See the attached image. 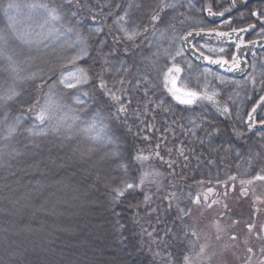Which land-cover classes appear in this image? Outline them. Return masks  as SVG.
I'll return each instance as SVG.
<instances>
[{
	"label": "trees",
	"instance_id": "obj_1",
	"mask_svg": "<svg viewBox=\"0 0 264 264\" xmlns=\"http://www.w3.org/2000/svg\"><path fill=\"white\" fill-rule=\"evenodd\" d=\"M124 1L43 0L63 14L61 21L47 22L41 10L27 7L41 0H11L20 5L17 16L9 10L16 17L13 31L3 10L10 0H0V89L14 85L19 91L0 108V150L11 153L0 162V264H180L191 235L177 198L232 173L264 168V132L250 133L240 118L227 114L175 107L157 80H141L149 69L137 62V43L124 41L115 22ZM191 1L192 15L179 24L202 18L201 0ZM43 25L49 30L38 28ZM24 26L32 27L27 32ZM77 33L83 44L75 43ZM8 56L19 63L21 76L32 78L14 81ZM76 67L89 76L81 87L89 93L88 107L72 105L78 119L68 121L70 128L31 135L28 129L38 122L29 109L43 103L50 86L59 97L75 92L58 81L62 71ZM101 79L123 96L125 113H117L98 88ZM258 82L264 84V76ZM66 112L54 111L53 122ZM97 112L104 129L93 140L83 128ZM17 117L16 134L4 139L6 125ZM141 153L151 156L143 166L135 159ZM237 155L256 164L243 165ZM148 170L160 173L156 182L146 180L113 202L114 188L125 179L139 183ZM244 214L236 219L263 225L262 206L251 219Z\"/></svg>",
	"mask_w": 264,
	"mask_h": 264
},
{
	"label": "rangeland",
	"instance_id": "obj_2",
	"mask_svg": "<svg viewBox=\"0 0 264 264\" xmlns=\"http://www.w3.org/2000/svg\"><path fill=\"white\" fill-rule=\"evenodd\" d=\"M202 1L201 13H204L208 7L214 9L213 0ZM224 2L223 0L216 1L215 6L223 7L220 12L228 15L231 8L227 6V1ZM172 3L176 4L175 8L165 7ZM129 5L132 7L130 8ZM191 5H193L191 0H125L120 15H123L125 11L129 12V28L137 31L138 34L133 40H128L116 23L117 29L124 41L137 43L139 47L137 55L140 56L136 60L149 69L139 75L141 80L145 81L147 78L152 82L157 80V84L161 86V93H164L165 98H168L175 107L197 108L206 113L212 111L223 113L224 116L227 114L229 118L232 116L240 118L244 125L249 111L264 95V84L258 82L264 76L262 67L264 61L258 59L251 61L249 76L241 82L194 65L183 51L182 37L188 31L201 30V28L205 30L206 28L197 19L183 20L179 24L182 16L192 12ZM185 7L188 9H183ZM16 12V9L12 10L14 16H17ZM154 15L158 17L155 21L152 19ZM44 17L46 19L45 14ZM171 17L173 21L175 20V24L171 23ZM229 26L230 23H226L221 28ZM30 27L24 26L23 31L28 32ZM38 28L42 31L49 30L45 25ZM214 31H218V28ZM196 48L202 49L213 57L223 56L231 62V57L228 55L232 54L230 50L224 49V53H221L219 51L221 48L217 47L196 45ZM209 48L216 51L209 53L207 51ZM177 49H182L183 56L176 57V61H173L168 54H174ZM177 61L183 69L177 78L176 88L180 90L177 95H181L184 91L203 92L207 86L209 90L216 89L219 93L217 97L219 106L198 102L196 106L188 107L172 98L167 88L164 87V72L167 67ZM225 106L229 109L228 112H223ZM257 121H264V110L259 113ZM247 156L237 155L241 164L253 167V158ZM261 166L264 167V161ZM213 183L215 182L198 186L193 191H187L183 197L176 200L178 201L176 204L178 214L185 221V225L187 224V233L191 235V241L188 240L183 248L184 253L181 255L180 264H264V223L253 225L250 221L236 219L237 215L244 213L251 219L252 215L261 209V206L264 209V168L254 172L239 171L237 175L232 173L221 183ZM215 191L220 195L226 192V195L216 197L212 194ZM197 198H199L198 203ZM257 219L259 220L258 217Z\"/></svg>",
	"mask_w": 264,
	"mask_h": 264
},
{
	"label": "snow or ice",
	"instance_id": "obj_3",
	"mask_svg": "<svg viewBox=\"0 0 264 264\" xmlns=\"http://www.w3.org/2000/svg\"><path fill=\"white\" fill-rule=\"evenodd\" d=\"M236 0H233V6L235 5ZM27 7L30 10H42L43 13L46 16V20L48 22H59L63 18L62 12L59 10V8L55 6H49L48 3L43 2H36L27 5ZM131 8L132 5H129ZM165 7L168 8H175L176 4H168L165 5ZM20 8V5L14 2H10L7 4V6L3 9L5 16L8 18L9 22V28H11L13 31H15V23H16V17L11 15V12L9 10L16 9L18 10ZM207 13L209 16H215L220 15L223 16V12H213L211 7L207 8ZM253 16L260 17L261 13L258 12H252ZM129 19L130 15L128 11H125L123 15H120L116 18V23L119 25L120 30L125 33V37L128 40H133L136 35L138 34L137 31L131 30L129 28ZM152 19L155 21L158 19L157 16H153ZM230 22V21H229ZM261 24L264 25V20L261 21ZM251 27H255V25H252ZM250 29L242 28L239 29V32H247ZM73 29L71 27L66 29V32L71 33ZM96 31H99V29H96ZM201 31L204 32V29L201 28ZM234 33H237L236 29L232 30ZM205 35L208 37H225L228 36V33L225 32H219L209 29L207 32H205ZM192 36V33H187L186 36L182 37V40L184 43H188V37ZM5 40V34L0 33V42ZM25 43H31V41L25 40ZM75 43L83 44L84 41L82 38H80L79 34L77 33V39ZM243 44V40L240 41L239 44H237V49ZM85 49H81V55H83ZM209 53H214L216 50L209 48L207 50ZM221 53H224V49H219ZM4 54L3 47H0V55ZM173 61H176V57L183 56L182 49H177L174 54L169 53L168 54ZM200 57L206 61L208 64H215L221 67L227 66V71H234L235 69H238L240 67V60L238 56L228 54L231 57V63L229 59L224 58L223 56L219 58H214L213 55L205 54V51L202 49L199 50ZM80 57H74L70 60V63L72 65L76 64V60ZM9 63H10V74L13 76L14 81L16 80H24V79H31L32 77H23L20 75V72L22 69L19 67V63L13 59V57L8 56L7 57ZM188 67L190 68L191 65L189 64ZM183 71L182 67L180 66V63L174 62L171 64V66L167 67L166 72H164V87L167 88L168 92L171 94L172 98L175 99L179 104L185 105L188 107H194L198 104V102H206L207 104H214L218 105L217 97L219 93L216 89L209 90L207 86H205V89L203 92L201 91H184L181 95H177V92L180 91L176 88L177 78L179 74ZM33 76L35 74H32ZM89 82V76L85 72L83 68L76 67L73 69H68L67 71H62L61 77L58 81L60 85L63 86L65 89H75V92H69L66 97H59L54 89L55 85L50 86L48 90V94L44 97L43 103H41L39 100H37L36 104L38 107L33 106L29 110L34 111V118L38 122V124L33 125L32 128L28 129L29 133L34 136H43L48 133L49 130H52L53 132H59L61 128H70L72 127V124L68 123L69 120L75 121L78 119V116L72 115L73 108L72 105H82L84 108L88 107L87 97L89 96V93L86 91H81V86L84 84H87ZM255 83V81H253ZM170 85V86H169ZM98 88L103 90L105 95L108 96V98L112 101V106L116 107L117 113H125L126 112V103L124 101V98L122 95H119L115 92H113L111 89H108L106 83L101 79ZM19 95V91L16 89V87L10 86L6 91L0 89V108H3L5 104H7L8 101H12L16 96ZM262 103H264V97L260 98ZM70 100L71 103H62V101ZM63 108H67L68 112L64 114L63 117H61L59 120L53 122L52 114L54 111L62 110ZM229 109L225 106L223 107V112H228ZM256 112V107L252 108V112L249 113V120H252V113ZM5 118H7V113L5 112ZM104 117L101 113L97 112L95 115L92 116L91 120L86 121V127L83 128V131L89 135L90 139L93 140H99L101 139V132L104 129ZM0 123H3L0 121ZM21 123V117H17L15 119V122L13 124L6 125V135L4 136V139H10L12 136L16 134V130L19 127V124ZM100 125L101 127H97V125ZM107 139L108 142L114 143L111 137H103ZM19 154V153H16ZM6 155H11V153H6L3 150H0V162L4 161V157ZM157 156H159V153H156ZM136 161L143 166L144 162L151 159V156L145 155L143 153L138 154L135 157ZM121 167L124 169L125 172H127V166L121 165ZM160 175L159 172L148 170L141 173V176L139 178V183H134L128 179H125L123 184L119 187H116L113 189L114 197L113 202H116L120 198L124 197L126 192H130L132 190H135L138 187H141L146 180H151L152 182H156V178ZM147 199V198H146ZM197 203L199 202V198H197Z\"/></svg>",
	"mask_w": 264,
	"mask_h": 264
},
{
	"label": "water",
	"instance_id": "obj_4",
	"mask_svg": "<svg viewBox=\"0 0 264 264\" xmlns=\"http://www.w3.org/2000/svg\"><path fill=\"white\" fill-rule=\"evenodd\" d=\"M247 3H248L247 1L236 0L234 6L237 9H240L243 6H245ZM204 14L207 19L212 21V23L218 22L222 18V16L218 14L215 16H209L207 10L205 11ZM261 21L262 20L259 21L260 24ZM246 29H250V30L247 32H239V30H237V33H234L233 31L227 32L229 35L225 37H215V36L208 37L205 35V32L207 31L204 32H202L201 30L193 31V32L191 31L192 36L188 37V43H184V41L182 40V45L187 56H189L195 63L199 64L200 66L209 68L219 73L220 75L233 78L236 80H241L245 78L246 74L249 72L248 58L255 57L257 52H260L264 49V39L256 40L255 42L252 41V42L243 43L241 44L239 49H237V44H239L241 40L245 39L246 36L250 34L254 28L248 27ZM194 42H199V43H203V45L205 44L210 46H227L230 44L233 45L235 43L236 49L234 55L238 56L240 60V67L238 69H235L234 71H227L226 70L227 66L221 67L215 64H208L200 57L199 52L196 51L193 46H191ZM255 107H256V112L252 113V120L251 121L249 120V114H248V116L245 119L244 126L247 130L252 132L264 131V122L256 123L255 121L257 114L264 107V103H262L261 99L259 100L258 104L255 105ZM251 112L252 110L250 111V113Z\"/></svg>",
	"mask_w": 264,
	"mask_h": 264
},
{
	"label": "flooded vegetation",
	"instance_id": "obj_5",
	"mask_svg": "<svg viewBox=\"0 0 264 264\" xmlns=\"http://www.w3.org/2000/svg\"><path fill=\"white\" fill-rule=\"evenodd\" d=\"M216 1H219V0H213L212 2L213 8H214L213 10L214 12L219 13L221 8L223 7L215 6ZM223 1L225 2L227 1L226 2L228 3L227 6H230L231 10L228 15H223L220 21L213 22L214 26L218 28L219 32H228V31H232L233 29L239 30L242 28H247V27H251L252 25H255L252 32L246 36L244 43L251 42V41L255 42L256 40L264 39V26H262L258 22L261 19L264 20V15H261L259 18L252 15V12L254 11L264 14V0H249V1L242 0V1H247L248 3L240 9H237L235 6H233V3H232L233 0H229V1L223 0ZM202 18H203V15H202ZM226 23H230V26L228 28H221L222 25H225ZM234 48H235L234 46H228V47H224L223 49L230 50L231 52H233ZM258 57H259V54H258ZM212 194L216 197H220V196L224 197L226 195V192L220 195L219 192L215 191Z\"/></svg>",
	"mask_w": 264,
	"mask_h": 264
}]
</instances>
